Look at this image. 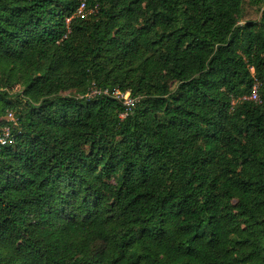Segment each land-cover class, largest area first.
<instances>
[{
  "label": "trees",
  "instance_id": "16d2710c",
  "mask_svg": "<svg viewBox=\"0 0 264 264\" xmlns=\"http://www.w3.org/2000/svg\"><path fill=\"white\" fill-rule=\"evenodd\" d=\"M5 125L0 264H264V0H0Z\"/></svg>",
  "mask_w": 264,
  "mask_h": 264
},
{
  "label": "built area",
  "instance_id": "2783aa9c",
  "mask_svg": "<svg viewBox=\"0 0 264 264\" xmlns=\"http://www.w3.org/2000/svg\"><path fill=\"white\" fill-rule=\"evenodd\" d=\"M76 16L78 17L86 16V9L84 2H81L76 12ZM66 21L69 22V19H67ZM103 96L112 97L121 102L122 106L125 108L124 113L120 116L121 119L125 118V116L129 114L131 108L135 103V99L130 96L129 92H121L119 89L110 90L108 88H100L95 86L94 84L88 89V91L85 94L79 96V98L88 100ZM242 99L254 100V101L258 100V93L256 87L254 86L250 94L248 96L242 97ZM5 119L15 124V117L11 111L7 112ZM12 141L13 138L11 136L10 127L8 125L0 127V148L5 145L11 144Z\"/></svg>",
  "mask_w": 264,
  "mask_h": 264
},
{
  "label": "rangeland",
  "instance_id": "374dc122",
  "mask_svg": "<svg viewBox=\"0 0 264 264\" xmlns=\"http://www.w3.org/2000/svg\"><path fill=\"white\" fill-rule=\"evenodd\" d=\"M68 93H65L64 95H67Z\"/></svg>",
  "mask_w": 264,
  "mask_h": 264
}]
</instances>
